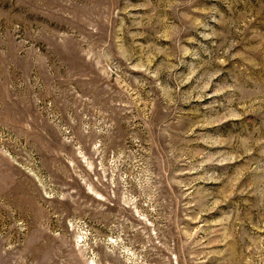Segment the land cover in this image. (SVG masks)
<instances>
[{
	"label": "rangeland",
	"instance_id": "1",
	"mask_svg": "<svg viewBox=\"0 0 264 264\" xmlns=\"http://www.w3.org/2000/svg\"><path fill=\"white\" fill-rule=\"evenodd\" d=\"M0 264H264V0H0Z\"/></svg>",
	"mask_w": 264,
	"mask_h": 264
}]
</instances>
